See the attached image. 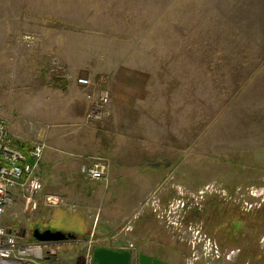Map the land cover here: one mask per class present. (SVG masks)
<instances>
[{
	"label": "rangeland",
	"instance_id": "rangeland-1",
	"mask_svg": "<svg viewBox=\"0 0 264 264\" xmlns=\"http://www.w3.org/2000/svg\"><path fill=\"white\" fill-rule=\"evenodd\" d=\"M0 20L13 23L11 50L0 49V116L21 120L45 152L85 150L92 128L103 137L109 98L102 122L88 114L114 79L116 98L127 97L118 117L133 118L107 137L109 152H132L115 179L107 156H63L81 163L49 168L41 195L19 190L0 216L8 225L16 213L11 223L43 245L33 264H91L98 247L128 250L131 264L141 253L166 264H264V0H0ZM69 82L89 103L69 102ZM62 112L77 122L63 124L58 146ZM94 162L105 166L101 181L81 170ZM34 229L73 238L39 242Z\"/></svg>",
	"mask_w": 264,
	"mask_h": 264
},
{
	"label": "built area",
	"instance_id": "built-area-1",
	"mask_svg": "<svg viewBox=\"0 0 264 264\" xmlns=\"http://www.w3.org/2000/svg\"><path fill=\"white\" fill-rule=\"evenodd\" d=\"M77 83L83 87L91 84L90 80L84 77L78 78ZM108 98V92L102 91L93 99L88 114L90 120L102 122L108 117ZM45 148L46 143L42 140L32 142L29 146L21 144L9 133L5 120L0 116V216L14 202L15 190L25 191L29 188L30 194H34L41 189L42 184L36 171ZM81 170L88 179L100 180L104 176L105 166L102 162H94L83 166ZM28 201H31V196ZM46 201L49 205H55L59 199L49 195ZM21 234V230L16 231L0 224V264H33V260H29L28 256L40 258V243H22L18 239Z\"/></svg>",
	"mask_w": 264,
	"mask_h": 264
},
{
	"label": "crops",
	"instance_id": "crops-1",
	"mask_svg": "<svg viewBox=\"0 0 264 264\" xmlns=\"http://www.w3.org/2000/svg\"><path fill=\"white\" fill-rule=\"evenodd\" d=\"M4 4H6V1H4ZM6 21L7 20H0V39L3 40V42H4V43H0V46H1L0 49L3 48V47L5 48L6 45H7L8 49L11 50L12 39H13V23L10 22V21L9 22H6ZM0 73H2V72H0ZM9 76H12L11 73L9 74ZM114 82L117 83V85H120V83H121L120 79L118 81H116L114 79ZM67 85L69 86V92L71 94V99H70L69 102H75L76 103L77 100H79V98H80L83 103H85V102L89 103V99H88V93L89 92H87V91H85L83 89H81V92L80 91L77 92L76 88H77L78 84L76 82L75 83L74 82H69V83H67ZM117 85L113 86V84H111L110 89L109 88H108V90L106 89L107 92L110 95L109 96V102H110V108L112 110L113 116H111V118L109 120V123L105 125V127L102 129V131L100 130L101 132L105 133L103 135V137H100V135L97 134V132L92 128L91 129L92 132L90 131L92 136L90 135V138L86 141V143H85L86 149L85 150H82L81 152H79L77 150H76V152H70V151L69 152H44L42 160H41V162L39 164V167H38V169L36 171V174H37V176L40 179L41 184H42L41 190L39 192H37L38 196L41 195L44 192V189L48 188L47 187V182L45 180V179H47V177H45L46 170H49V168L56 167V166H58V167L59 166L67 167V169H69V167L70 168L71 167H75V166H77V165H79L81 163L80 160H78V162H74L73 159L67 160L65 162V161H63V159L66 156L67 157L76 156L77 158L78 157L87 158V157L94 156V155L107 156V157L110 158V160L112 162V166L110 167V171H109V174H108V179L113 180V179H115L118 176V173H119L118 171H120V167H122V165L123 166L125 165V163L123 161H120L121 157L124 156L123 154L128 153L130 155V154H132V152H109L108 149H109L110 145L107 146L108 143H109L107 137L109 135V132H111V131H112L111 132V136L112 135H118L119 131H121V125L132 124L133 118H130V117L129 118L128 117L119 118L118 117L119 113H118L117 109L119 108L118 106H121L119 103L127 104V102H126L127 101V97H125L126 98L125 102H120L116 98V90L115 89L117 88ZM36 93L38 94L40 92L36 91ZM58 93L59 92H57V91L55 92V97L54 98H56V95ZM76 94H78V97H76ZM130 101H132V99H130ZM52 104L54 105V102ZM52 104H51V107L53 108ZM128 105L131 106V102H129ZM30 107L40 108V107H38L37 104H33V103L30 104ZM53 109H55V108H53ZM61 116L64 117V119H62L61 121H57L55 124H58V125L56 127H54L53 130H52L53 131V136L56 138L55 143L58 146L64 140H66L65 136H64V129H63L64 127H62L63 124H69V123L70 124H76V122H77V119H72V118L65 119V117L68 116V114H65L63 112H62ZM61 116H60V114L57 115V117H61ZM4 118L6 120V123H7V126H8L10 134L16 140H18L21 144L29 146L32 143V136L29 134L28 129L27 130L24 129V124L21 122V120H16V119L9 118V117L6 118L5 116H4ZM37 119H39V116H37ZM81 130L83 132V129H81ZM73 133H75V136H81L79 141H78V144L84 143L83 140H81V138H83L84 136L86 137L87 134L85 132L79 134L80 131H79V128H78V129H75L73 131ZM94 133H96V134H94ZM111 143H112L111 146H113V148L114 147L118 148V144L116 142L112 141ZM88 146H89L90 150L87 149ZM75 147L77 148V145ZM63 153H65V155H63ZM63 156H65V157L63 158ZM73 158H75V157H73ZM126 164L130 166L131 172L136 173L137 175H139V168L140 167L138 165H135L136 169H135V172H134L132 170L134 167H131L132 164L131 163H126ZM135 181H137V180H135ZM95 182H97V181H95ZM48 191H50L52 193L51 195H55L53 193H55L56 191L52 190L51 188ZM14 193H15L14 202L12 204H10L6 208L8 210L9 209L11 210L12 209L11 208L12 205L16 202L15 200L17 199V196H18V190H15ZM38 198L39 197H37L36 200ZM36 200H34V209H35V206H36ZM46 205H48L49 207L51 206V208H53L52 205H49V204H46ZM6 209H5V211H6ZM45 212L42 211V213H36V215L40 216L39 217L40 219H43L45 217H48V213L47 212L45 213ZM11 214H9L10 217H11L10 218V223L8 225H6V226H8L9 228H12L13 230H16V231L17 230L18 231L19 230L22 231V228H20L16 223H11L12 222L11 220L14 219V217H17L16 216L17 214L16 213L13 214L15 216H12ZM23 230L25 231V233L26 232L28 233L27 229H23ZM22 234H21V237L19 238L20 241H22L23 243H26V244L30 243L29 240L25 239L27 234L25 235V237H23ZM44 244H46V243H44ZM51 245H53V243ZM40 246L42 247L43 245L40 244ZM149 255L152 256L151 254H149Z\"/></svg>",
	"mask_w": 264,
	"mask_h": 264
},
{
	"label": "water",
	"instance_id": "water-1",
	"mask_svg": "<svg viewBox=\"0 0 264 264\" xmlns=\"http://www.w3.org/2000/svg\"><path fill=\"white\" fill-rule=\"evenodd\" d=\"M32 236L39 242H57L73 238L70 233L62 231L34 229ZM91 264H131V253L128 250L117 251L106 247L95 248L92 252ZM135 264H166L160 259L153 258L146 254H139Z\"/></svg>",
	"mask_w": 264,
	"mask_h": 264
}]
</instances>
